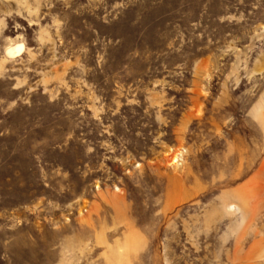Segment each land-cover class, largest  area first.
<instances>
[{
  "label": "rangeland",
  "instance_id": "1",
  "mask_svg": "<svg viewBox=\"0 0 264 264\" xmlns=\"http://www.w3.org/2000/svg\"><path fill=\"white\" fill-rule=\"evenodd\" d=\"M0 264H264V0H0Z\"/></svg>",
  "mask_w": 264,
  "mask_h": 264
},
{
  "label": "bare ground",
  "instance_id": "2",
  "mask_svg": "<svg viewBox=\"0 0 264 264\" xmlns=\"http://www.w3.org/2000/svg\"><path fill=\"white\" fill-rule=\"evenodd\" d=\"M22 49H23V46L22 45H17V46H14V47H9L7 49V55L13 56L16 53H20L22 51ZM172 160H176V159L173 158Z\"/></svg>",
  "mask_w": 264,
  "mask_h": 264
}]
</instances>
